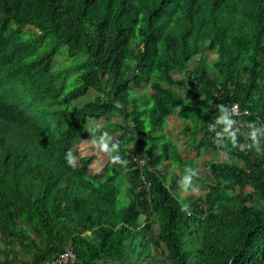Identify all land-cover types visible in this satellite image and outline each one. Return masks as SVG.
<instances>
[{"label": "trees", "instance_id": "16d2710c", "mask_svg": "<svg viewBox=\"0 0 264 264\" xmlns=\"http://www.w3.org/2000/svg\"><path fill=\"white\" fill-rule=\"evenodd\" d=\"M229 45L236 54L226 58ZM64 47L69 63L54 70ZM91 90L93 100L74 105ZM232 102L251 112L243 130L254 136L228 115ZM152 107L156 121L176 115L192 140L203 134L200 144L244 167L212 163L204 197L182 195L161 170L179 150L146 125ZM112 116L123 135L93 173L97 155L76 146L95 137L88 119ZM154 224L161 258L148 244ZM16 244L32 251L24 264L68 247L77 264H264V0H0L3 264L18 263Z\"/></svg>", "mask_w": 264, "mask_h": 264}, {"label": "rangeland", "instance_id": "374dc122", "mask_svg": "<svg viewBox=\"0 0 264 264\" xmlns=\"http://www.w3.org/2000/svg\"><path fill=\"white\" fill-rule=\"evenodd\" d=\"M92 21V20H91ZM96 23L95 21H92L91 23L85 22L83 24V33L84 34H91L88 33L91 29V26H94ZM84 27L86 30H84ZM87 31V32H86ZM67 48L64 47L62 49V53L57 56L54 59L53 62V69L59 70L63 68L64 66L68 65V59L66 57ZM236 50L233 48L232 45H229L227 47V54L226 58H229L231 55H235ZM250 56L246 57L245 60H248ZM205 60L211 64L218 60L219 56L218 54L210 49L205 53L204 56ZM71 60V59H69ZM197 60H193L189 68L192 69ZM177 77H180L179 74H176ZM131 86L133 89L141 93L140 89L134 84L131 83ZM183 94H185L183 90ZM149 95L154 100V105L159 104V100L155 98L153 91H149ZM97 96V93L93 90L90 91V93L75 102V106H81L87 101H91L94 99V97ZM189 100V99H188ZM154 107L151 108V111L149 112L148 119L146 121V125L155 128L153 130V133H157L158 135L162 136L164 134H167L172 141L177 145L178 147V154L172 155L170 162L172 163L171 167L165 169L162 165L161 170L164 174L167 175L168 180H171V178H176L177 181L180 180V178L185 174V168L191 167L198 171V176L193 178V189L189 190L188 192L183 191L180 187L178 192H180L182 195H189L193 199L198 200L199 197L203 198L205 192L207 191V185L213 181L212 175H211V169L210 164L212 163H228V164H236L239 167H244V162L238 159H234L229 152H226L224 150H213L211 146L207 144H200V141L203 139V134H199L197 137V141H194L189 137L187 133H185L186 130V123L181 121L176 115L171 116L168 119V122L165 123L164 118L158 117L156 121V113L153 111ZM122 118H119L118 116H112L111 118H102L101 120L97 119H88L86 121V128L91 131H95V137L94 139H91L86 142H82L79 145V148L81 149L80 153L82 155H97V163L93 167L92 172L98 173L102 168L106 166V164L109 161V157L111 154V151L113 150V145L116 144L115 141H117L120 136L123 135L121 132V129L118 128V124L122 122ZM196 127V125H195ZM244 128L241 131H243V134L245 137L254 136L255 132L253 130H248ZM107 133V134H106ZM105 145L107 148H105ZM132 147V146H129ZM134 148V147H133ZM120 161H114V163L118 164ZM181 162V163H179ZM77 166H80L79 160L76 161ZM179 164V165H178ZM130 183L128 181H125L124 187H123V193L128 194L130 193ZM252 187H247V191H251ZM120 198H122V194L120 195ZM188 211L191 212L192 209L190 206H186ZM140 222H144L145 220V214H141L139 218ZM158 233V225L154 224L152 226V229L148 233V244L151 248L152 252L155 253L158 257H164L166 254V249H162L156 245V238ZM4 248V246H3ZM15 250L17 252V259L18 263L16 264H24L27 261H32L34 259L32 255V251L28 250L27 247L16 244ZM4 263V256L0 253V264ZM111 264H120L118 262H111Z\"/></svg>", "mask_w": 264, "mask_h": 264}, {"label": "clouds", "instance_id": "9594fccd", "mask_svg": "<svg viewBox=\"0 0 264 264\" xmlns=\"http://www.w3.org/2000/svg\"><path fill=\"white\" fill-rule=\"evenodd\" d=\"M94 18H90L89 20H88V23H91L92 21H94L93 20ZM92 20V21H91ZM96 23V22H95ZM91 28H93V26H91ZM36 32H37V30H35ZM87 35V34H86ZM210 50V49H209ZM213 50V49H212ZM208 51V50H207ZM206 51V52H207ZM195 60H197L198 61V58H196ZM208 63V62H207ZM214 63V62H213ZM213 63H211V64H209V65H212ZM176 74H179V73H174V75H175V77L176 78H178V79H180L181 78V75H180V77H177L176 76ZM183 77V76H182ZM133 88V87H132ZM94 91V90H93ZM233 103H237V102H232V103H229L230 104V106H229V108H228V115L230 116V117H232L230 114H229V109H230V107H231V105L233 104ZM238 105H239V103H237ZM240 106V105H239ZM241 107V106H240ZM241 109L244 111V110H246V109H243L242 107H241ZM250 111H249V114L248 115H242L241 116V118H240V122H239V124L238 123H236L235 122V120H234V118H233V122H234V124L235 125H237L238 127H239V129H243V127L245 126V123H244V121H243V118L244 117H248V116H250ZM107 134V133H106ZM89 141V140H88ZM86 142V141H85ZM81 144V143H80ZM79 144V145H80ZM79 145H77L76 146V148H77V150L79 151V153H80V151H81V149L79 148ZM105 148H107V146L105 145ZM117 149V145L116 144H114L113 145V150H116ZM91 155V154H90ZM80 156L82 157L83 155L80 153ZM135 158H137V159H143V160H145V164L144 165H141V164H139L138 162H136V161H134V159ZM65 159H66V161H67V163H68V165L69 166H74V164L76 163V161H75V157H73V155H72V153L71 152H69V153H67L66 154V157H65ZM113 159L115 160V161H119L120 160V157H119V155H116L115 157H113ZM79 160V159H78ZM125 161L123 160V164L125 165L126 163H124ZM131 163H133V164H136V166L137 167H141V168H144L145 166H147L148 165V163H147V159L146 158H144V157H141V156H134L133 158H132V162ZM77 165V164H76ZM118 165V164H117ZM79 167V166H78ZM198 176V171L196 170V169H194V168H191V167H186L185 168V174L180 178V180L178 181V184H179V186H180V188L183 190V191H185V192H188L189 190H194L193 189V178L194 177H197ZM144 182L146 183V184H148L149 185V183L146 181V180H144ZM68 249H72L73 251H74V249L72 248V247H68L67 249H65L64 251H66V250H68ZM64 251H62V252H64ZM62 252H60L59 254H58V256L62 253ZM74 253L76 254V252L74 251ZM58 256H56L55 258H52L51 260H54V259H56ZM76 257H77V255H76ZM50 260V261H51ZM49 262V261H48ZM47 262V263H48ZM77 262H78V258H77Z\"/></svg>", "mask_w": 264, "mask_h": 264}, {"label": "built area", "instance_id": "2783aa9c", "mask_svg": "<svg viewBox=\"0 0 264 264\" xmlns=\"http://www.w3.org/2000/svg\"><path fill=\"white\" fill-rule=\"evenodd\" d=\"M229 114L234 118L235 122L239 124L242 115H248V110H242L237 103H233L229 109ZM134 161L141 165L145 164V160L135 158ZM48 264H77L76 254L72 249L62 252L56 259L51 260Z\"/></svg>", "mask_w": 264, "mask_h": 264}, {"label": "bare ground", "instance_id": "6f19581e", "mask_svg": "<svg viewBox=\"0 0 264 264\" xmlns=\"http://www.w3.org/2000/svg\"><path fill=\"white\" fill-rule=\"evenodd\" d=\"M95 20V19H94ZM96 21V20H95ZM97 22V21H96ZM85 28V27H84Z\"/></svg>", "mask_w": 264, "mask_h": 264}]
</instances>
